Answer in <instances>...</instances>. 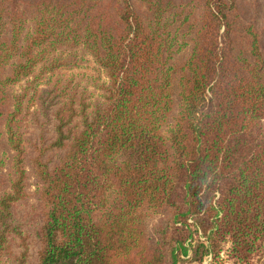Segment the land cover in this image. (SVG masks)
<instances>
[{
	"label": "trees",
	"instance_id": "trees-1",
	"mask_svg": "<svg viewBox=\"0 0 264 264\" xmlns=\"http://www.w3.org/2000/svg\"><path fill=\"white\" fill-rule=\"evenodd\" d=\"M221 257L264 264V0H0V264Z\"/></svg>",
	"mask_w": 264,
	"mask_h": 264
},
{
	"label": "rangeland",
	"instance_id": "rangeland-1",
	"mask_svg": "<svg viewBox=\"0 0 264 264\" xmlns=\"http://www.w3.org/2000/svg\"><path fill=\"white\" fill-rule=\"evenodd\" d=\"M65 74L67 75H77V74H82V75H85L86 78L90 75H93L94 74V71H93V67L90 63H86L84 65V69L82 70H78V71H74V72H65ZM33 204V201L32 200H29L26 204H24L20 209H19V213L23 216H25L27 214V212H29V208L30 206ZM222 258V261H223V257ZM209 260H207L205 263L207 264ZM223 264V263H222Z\"/></svg>",
	"mask_w": 264,
	"mask_h": 264
},
{
	"label": "crops",
	"instance_id": "crops-1",
	"mask_svg": "<svg viewBox=\"0 0 264 264\" xmlns=\"http://www.w3.org/2000/svg\"><path fill=\"white\" fill-rule=\"evenodd\" d=\"M203 264H206V263L204 262ZM223 264H231V263H229L227 261H223Z\"/></svg>",
	"mask_w": 264,
	"mask_h": 264
}]
</instances>
